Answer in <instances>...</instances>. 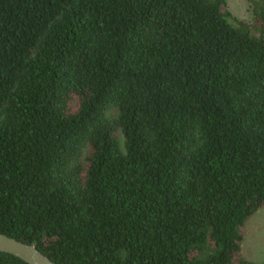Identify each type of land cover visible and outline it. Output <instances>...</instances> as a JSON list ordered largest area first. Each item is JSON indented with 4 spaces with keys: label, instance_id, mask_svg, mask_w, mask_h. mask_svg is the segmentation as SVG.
Here are the masks:
<instances>
[{
    "label": "trees",
    "instance_id": "obj_1",
    "mask_svg": "<svg viewBox=\"0 0 264 264\" xmlns=\"http://www.w3.org/2000/svg\"><path fill=\"white\" fill-rule=\"evenodd\" d=\"M245 1L250 21L225 0H0V233L56 264H254L264 0Z\"/></svg>",
    "mask_w": 264,
    "mask_h": 264
},
{
    "label": "rangeland",
    "instance_id": "obj_2",
    "mask_svg": "<svg viewBox=\"0 0 264 264\" xmlns=\"http://www.w3.org/2000/svg\"><path fill=\"white\" fill-rule=\"evenodd\" d=\"M225 1L228 10L237 19L243 21L252 19L251 11L245 0ZM241 233L240 256L245 262L264 264V204L260 205L245 219L241 227Z\"/></svg>",
    "mask_w": 264,
    "mask_h": 264
},
{
    "label": "water",
    "instance_id": "obj_3",
    "mask_svg": "<svg viewBox=\"0 0 264 264\" xmlns=\"http://www.w3.org/2000/svg\"><path fill=\"white\" fill-rule=\"evenodd\" d=\"M0 252L11 254L27 264H56L33 245L0 233Z\"/></svg>",
    "mask_w": 264,
    "mask_h": 264
}]
</instances>
